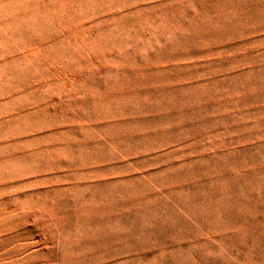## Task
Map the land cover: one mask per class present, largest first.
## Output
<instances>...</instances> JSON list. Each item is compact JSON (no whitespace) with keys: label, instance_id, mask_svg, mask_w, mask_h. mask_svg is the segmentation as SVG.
I'll use <instances>...</instances> for the list:
<instances>
[{"label":"rangeland","instance_id":"obj_1","mask_svg":"<svg viewBox=\"0 0 264 264\" xmlns=\"http://www.w3.org/2000/svg\"><path fill=\"white\" fill-rule=\"evenodd\" d=\"M115 2L122 19H71L70 53L34 57L57 69L0 117V196L62 207L116 182L108 264H264V0ZM171 101L191 116L172 131ZM99 165L104 186L72 185Z\"/></svg>","mask_w":264,"mask_h":264},{"label":"bare ground","instance_id":"obj_2","mask_svg":"<svg viewBox=\"0 0 264 264\" xmlns=\"http://www.w3.org/2000/svg\"><path fill=\"white\" fill-rule=\"evenodd\" d=\"M122 14L115 0L0 1V117L11 116L14 105L38 96L50 80L57 62L34 61L35 56L70 53V43L74 42L71 19H122ZM88 42L86 37L74 45L85 51ZM174 105L171 101L165 110L171 131L191 118L177 115ZM107 172L101 165L88 168L76 174L72 185L101 188ZM60 181L56 178L54 182ZM43 182L35 180L28 185ZM104 190L98 198L81 195L61 203L62 207L41 199L38 193L21 199L1 195L0 264H108L107 256L120 251L122 228L118 215L111 216L107 206L115 199L112 192L119 191V185L115 182Z\"/></svg>","mask_w":264,"mask_h":264}]
</instances>
